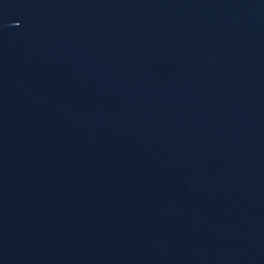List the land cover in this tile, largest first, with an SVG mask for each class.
<instances>
[{
    "label": "water",
    "instance_id": "obj_1",
    "mask_svg": "<svg viewBox=\"0 0 264 264\" xmlns=\"http://www.w3.org/2000/svg\"><path fill=\"white\" fill-rule=\"evenodd\" d=\"M0 264H264V0H0Z\"/></svg>",
    "mask_w": 264,
    "mask_h": 264
}]
</instances>
